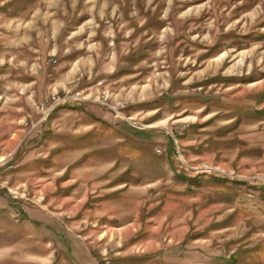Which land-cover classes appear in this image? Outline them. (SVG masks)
Returning a JSON list of instances; mask_svg holds the SVG:
<instances>
[{"label":"rangeland","instance_id":"rangeland-1","mask_svg":"<svg viewBox=\"0 0 264 264\" xmlns=\"http://www.w3.org/2000/svg\"><path fill=\"white\" fill-rule=\"evenodd\" d=\"M0 264H264V0H0Z\"/></svg>","mask_w":264,"mask_h":264},{"label":"built area","instance_id":"built-area-1","mask_svg":"<svg viewBox=\"0 0 264 264\" xmlns=\"http://www.w3.org/2000/svg\"><path fill=\"white\" fill-rule=\"evenodd\" d=\"M64 100L65 99L61 97L53 96L51 99L47 101V106H46V103L42 104V110H45V112L49 114L55 109V106L61 105L62 103H64L65 102Z\"/></svg>","mask_w":264,"mask_h":264}]
</instances>
